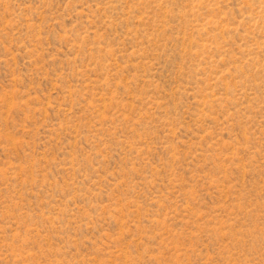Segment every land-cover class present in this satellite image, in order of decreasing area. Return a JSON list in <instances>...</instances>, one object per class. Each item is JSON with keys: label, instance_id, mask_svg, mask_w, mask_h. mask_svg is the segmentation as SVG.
I'll list each match as a JSON object with an SVG mask.
<instances>
[{"label": "rangeland", "instance_id": "1", "mask_svg": "<svg viewBox=\"0 0 264 264\" xmlns=\"http://www.w3.org/2000/svg\"><path fill=\"white\" fill-rule=\"evenodd\" d=\"M0 264H264V0H0Z\"/></svg>", "mask_w": 264, "mask_h": 264}]
</instances>
